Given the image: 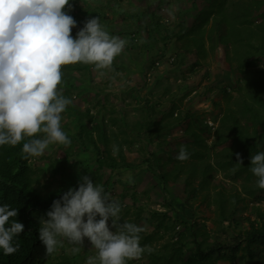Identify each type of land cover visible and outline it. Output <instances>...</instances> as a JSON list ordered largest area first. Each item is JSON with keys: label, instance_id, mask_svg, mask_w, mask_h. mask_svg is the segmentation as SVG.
Wrapping results in <instances>:
<instances>
[{"label": "trees", "instance_id": "trees-1", "mask_svg": "<svg viewBox=\"0 0 264 264\" xmlns=\"http://www.w3.org/2000/svg\"><path fill=\"white\" fill-rule=\"evenodd\" d=\"M163 2L164 0H159L160 5ZM98 3L100 7L94 8L91 5L89 7L87 0H70V6L65 12L77 22V27L72 29L73 38L84 27V23L93 17L100 18L102 28L110 36L120 37L127 30L123 25L118 34L112 25L113 21L107 17L108 10L122 12L121 15L126 13L118 6L117 1L112 6L108 1L105 6ZM78 4L88 5L89 9L86 11ZM135 12L137 14L130 19L139 24L140 13L138 10ZM257 18L260 21L256 23ZM150 21L154 24L150 36L155 40L157 27L162 26L153 15ZM171 37L181 43V51L199 56L206 52L207 43L212 50L219 45L224 47L231 66L236 62L238 72L244 74L249 69L264 64V0H205L201 14L193 18L188 29L182 23L177 33H167L162 39L166 43ZM94 70L93 65L83 63L63 66L62 83L58 90L71 100L76 94L80 96L82 93H89L94 84ZM259 74L261 77L258 79L247 77L246 88H239L240 93L244 92L243 98L231 102L215 131L197 115L187 113L182 121L188 124L185 129L188 142H179L175 146L166 143L170 152L166 155L168 159L163 157V164L159 163L158 152L150 154L147 147L164 136H169L167 130L180 122H157L151 112L147 113L144 121L127 123L124 126L126 130L120 136L116 131L109 133L106 122L88 123V119L94 121L93 117L84 116L77 111L79 109L68 106L65 112L75 120L73 125L61 122L62 130L71 141L66 146L75 147V150L68 151V158L80 152L91 156L87 161L76 163L75 167L81 172L80 178L67 175L66 159L63 163H53V176L61 175V183L55 188L52 187L53 184L41 187L40 176H37V171L32 166L33 157L23 158L22 145L29 138H25L17 146H0V206L8 204L19 209L18 216L13 219L25 226L24 232L14 238V242L20 244L19 250L12 255H4L0 250V264H50L55 253L45 255V248L39 239L40 218L47 217L46 213L53 202L61 199L63 193L71 188H78L84 175L90 176L96 184H103L105 192L110 195L116 171L121 168H139L127 161L124 148L138 145L137 142H143L144 138H148V142L140 152L146 155L149 153L144 160L147 166L145 171L151 173L168 196L172 194L170 186L182 183L184 194L188 197L183 203L176 199H165V210H151L147 219L146 210L137 207L136 197H133L131 208H124L120 202L121 222L141 226L144 220L154 227L153 232L144 231L140 234L141 246L147 245L151 249L142 255L147 258L148 264H217L220 261L264 264V189L257 187V178L249 169L252 154L264 151V69ZM224 90L228 94V89ZM171 114L173 116L174 111ZM112 121L117 123L116 120ZM208 140H211V145ZM181 145L186 146L190 153V158L183 162L176 159ZM237 154L243 161L242 165L238 164ZM171 164L172 169H168ZM106 170L111 171L108 178L102 175ZM213 173H220L224 179L240 184V189L237 188L240 191L233 187L227 188L225 183L214 185ZM42 189L47 192L46 196ZM212 198L218 209L213 227H208L206 221H198V212L191 200L200 207L206 202L210 205L209 199ZM249 200L259 205L249 206ZM168 209L173 210V215ZM248 210L251 215H255L254 219H244L249 223V229L244 232L237 230L241 224L236 218ZM227 222H231L229 227H225ZM232 222L236 223L234 229ZM109 225L111 226V221ZM221 232L228 236L231 234L232 239L222 242L221 237H218ZM213 233L216 234L215 241H212ZM167 236L169 241L166 242ZM76 260L75 256L63 255L56 264H75ZM128 264L133 263L129 261Z\"/></svg>", "mask_w": 264, "mask_h": 264}, {"label": "rangeland", "instance_id": "rangeland-1", "mask_svg": "<svg viewBox=\"0 0 264 264\" xmlns=\"http://www.w3.org/2000/svg\"><path fill=\"white\" fill-rule=\"evenodd\" d=\"M87 1L89 7L91 5L94 8L100 7L98 2L105 6L108 1L112 6L117 1L118 6L126 13L121 15L122 12L108 10L107 17L113 21L112 25L118 34L123 29V25L127 27L120 38L126 39L128 43L122 54L115 58L112 67L103 70V76H100L98 70H94L92 89L89 93H82L80 96L74 95L69 107L79 109L77 111L83 113L84 116L93 117L94 121L88 119V123L106 122L108 132L116 131L120 136H122V131L126 130L124 126H127V123L135 124L138 121H144L149 112L157 122L165 121V123L172 124L180 122L167 130L166 133H169V136H164L147 147L150 154L158 152L160 164L164 163L163 157L165 160L168 159L166 155H169L170 152L167 148L169 144L175 146L179 142H188L185 137V129L188 124L182 121L187 113L197 115L215 131L231 102L243 98L244 92L240 93L239 88H246L247 77H255V79L261 77L259 71L264 69L263 63L249 69L244 74L238 72L237 63L234 62V66H231L227 60L225 48L220 45L212 50L207 43L206 52L199 56L196 53L181 51V43L175 37H171L166 43L163 41L162 37H166L167 33H177L182 23L188 29L193 23V18L201 14L205 0H164L162 5L159 4V0ZM96 2L97 4H95ZM78 5L79 7L83 6L86 11L89 9L88 5ZM136 10L140 13L139 24H135L130 19L134 14H137ZM152 15L157 21H160L162 26V28L157 27L155 40H152L150 36V31L154 28V24L150 21ZM259 19H256V23ZM209 27H211V23ZM224 89H228V94ZM172 111H174L173 116ZM112 120H116L117 123L114 124ZM74 121L73 117H68L67 112L62 113L61 122L64 125H73ZM142 141L141 143L137 142L138 145L124 148L127 161L139 168L135 170L121 168L116 171L113 174L114 188L109 196L119 203L121 202L124 208L133 207V197H136L138 200L136 205L146 210L145 219H147L149 211L165 210V199L168 201L176 199L183 203L188 197L186 198L184 194L182 183L170 186L172 194L168 196L151 173L145 171L147 166L144 164V160L148 158L149 153L147 152L146 155L140 150L144 149L142 146L147 145L148 138H144ZM208 143L211 145V140H208ZM160 149L162 151L159 152ZM69 150L73 151L75 147L65 146L63 148L60 144H53L46 149L42 156L35 157L32 166L37 171V176H40V186L53 184L52 187L55 188L61 183V175L53 176L52 166L53 163H63L65 159L67 175L80 178L81 172L75 165L78 161L80 163L87 161L91 155L80 152L68 158ZM172 167L171 164L168 169H172ZM110 174L111 171L108 170L102 172L106 178ZM212 183L214 185L225 183L229 189L232 187L240 189V184L224 179L220 173H213ZM100 185L103 186V184ZM239 189L237 190L240 191ZM42 191L46 196L47 192L44 189ZM209 200L210 205L206 202L199 207L194 200H191V204L197 209L198 221L200 223L206 221L208 227H213L218 207L214 203V198ZM247 203L249 206L259 205L252 200ZM263 206L264 204H262ZM168 210L173 215V210ZM246 212L236 218L241 224L237 230H243V232L250 227L244 219L255 218V215L250 214V210ZM230 225L231 222H227L225 227ZM141 226L146 229V233L154 231V227L144 220ZM235 226L236 223L232 222L233 229ZM213 235L212 241H215L216 234L213 233ZM218 237H221V241L224 243L232 239V235L228 236L225 232L219 233ZM168 239L169 236L165 241H169ZM72 247L73 245L64 239L63 247L58 246L50 264H56L63 255L75 256L77 258L75 264H86L88 257L97 254L87 238H85L84 245L81 246V251L78 254L72 253ZM131 262L133 264H148L147 258L142 256ZM97 264H99L98 261ZM217 264L232 263L220 261Z\"/></svg>", "mask_w": 264, "mask_h": 264}, {"label": "clouds", "instance_id": "clouds-1", "mask_svg": "<svg viewBox=\"0 0 264 264\" xmlns=\"http://www.w3.org/2000/svg\"><path fill=\"white\" fill-rule=\"evenodd\" d=\"M69 6L70 0H0V146H17L29 138L22 145V154L24 159L33 157L31 162L50 145L64 148L71 143L61 128L62 113L72 103L58 90L62 67L93 65L103 76V70L112 67L128 43L110 36L99 17L87 20L73 38L77 22L65 12ZM189 158L187 147L181 145L176 159ZM237 160L242 165L239 154ZM249 169L257 178V187L264 189V151L252 154ZM121 211L119 201L84 175L78 188L53 202L47 219L40 218L39 239L45 255L63 247L64 239L73 245L72 253L78 254L87 238L97 254L88 257L86 264H128L139 259L151 251L149 246H141L140 234L146 229L121 222ZM18 214L19 209L8 204L0 206V250L4 255L20 248L14 238L25 226L13 219Z\"/></svg>", "mask_w": 264, "mask_h": 264}]
</instances>
